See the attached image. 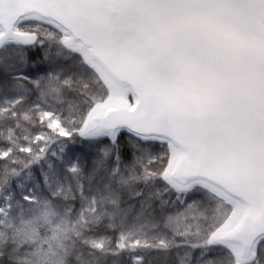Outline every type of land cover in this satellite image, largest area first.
<instances>
[{
    "label": "snow or ice",
    "instance_id": "snow-or-ice-1",
    "mask_svg": "<svg viewBox=\"0 0 264 264\" xmlns=\"http://www.w3.org/2000/svg\"><path fill=\"white\" fill-rule=\"evenodd\" d=\"M0 264H264V0H0Z\"/></svg>",
    "mask_w": 264,
    "mask_h": 264
}]
</instances>
